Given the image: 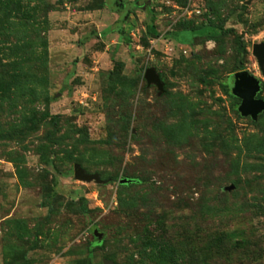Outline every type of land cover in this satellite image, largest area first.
<instances>
[{
	"label": "rangeland",
	"instance_id": "1",
	"mask_svg": "<svg viewBox=\"0 0 264 264\" xmlns=\"http://www.w3.org/2000/svg\"><path fill=\"white\" fill-rule=\"evenodd\" d=\"M263 42L264 0H0V264H264V113L229 83L264 99Z\"/></svg>",
	"mask_w": 264,
	"mask_h": 264
},
{
	"label": "water",
	"instance_id": "2",
	"mask_svg": "<svg viewBox=\"0 0 264 264\" xmlns=\"http://www.w3.org/2000/svg\"><path fill=\"white\" fill-rule=\"evenodd\" d=\"M253 55L257 58L259 66L264 71V42L255 44L252 50ZM145 78L148 84H155L162 89V82L159 75L153 69L145 71ZM232 94L240 100L238 110L243 117L258 121L264 113V99L258 98L261 91V80L248 71L236 73L229 81ZM74 177L77 180L91 182H100L98 175H89L80 165L74 166ZM122 184L130 183L131 180L123 179ZM97 238H101L102 234L95 230ZM104 264H114L112 261H104Z\"/></svg>",
	"mask_w": 264,
	"mask_h": 264
},
{
	"label": "trees",
	"instance_id": "3",
	"mask_svg": "<svg viewBox=\"0 0 264 264\" xmlns=\"http://www.w3.org/2000/svg\"><path fill=\"white\" fill-rule=\"evenodd\" d=\"M147 33L153 36H158L159 34L155 31L154 26L153 25H147ZM243 54L246 53L245 48H242L241 51ZM132 183L134 182H139L138 180H131Z\"/></svg>",
	"mask_w": 264,
	"mask_h": 264
}]
</instances>
